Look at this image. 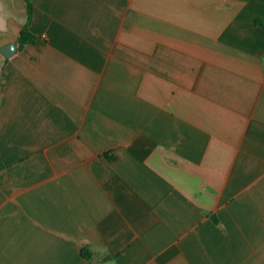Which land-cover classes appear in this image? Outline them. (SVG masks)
<instances>
[{"label":"crops","instance_id":"0c3cea01","mask_svg":"<svg viewBox=\"0 0 264 264\" xmlns=\"http://www.w3.org/2000/svg\"><path fill=\"white\" fill-rule=\"evenodd\" d=\"M0 2V264H264V0Z\"/></svg>","mask_w":264,"mask_h":264},{"label":"clouds","instance_id":"9594fccd","mask_svg":"<svg viewBox=\"0 0 264 264\" xmlns=\"http://www.w3.org/2000/svg\"><path fill=\"white\" fill-rule=\"evenodd\" d=\"M17 18L13 16L6 8L3 2H0V30L6 31L8 26V20ZM19 22V21H17Z\"/></svg>","mask_w":264,"mask_h":264},{"label":"trees","instance_id":"16d2710c","mask_svg":"<svg viewBox=\"0 0 264 264\" xmlns=\"http://www.w3.org/2000/svg\"><path fill=\"white\" fill-rule=\"evenodd\" d=\"M255 24L260 27H264V20H256ZM20 40L22 44H27V43H34L36 38L33 37L31 34L27 33V31H23L20 35ZM83 255L86 258H90V253L87 252L86 250L83 251Z\"/></svg>","mask_w":264,"mask_h":264},{"label":"water","instance_id":"95a60500","mask_svg":"<svg viewBox=\"0 0 264 264\" xmlns=\"http://www.w3.org/2000/svg\"><path fill=\"white\" fill-rule=\"evenodd\" d=\"M17 51V44L16 43H12L8 46H6L2 52L4 53V55L8 58H10L11 56L14 55V53Z\"/></svg>","mask_w":264,"mask_h":264}]
</instances>
